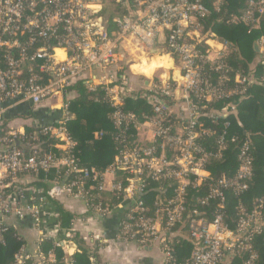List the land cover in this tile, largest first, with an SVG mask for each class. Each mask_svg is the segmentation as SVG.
Listing matches in <instances>:
<instances>
[{"label":"built area","instance_id":"1","mask_svg":"<svg viewBox=\"0 0 264 264\" xmlns=\"http://www.w3.org/2000/svg\"><path fill=\"white\" fill-rule=\"evenodd\" d=\"M225 3L0 0V215L29 218L38 234L36 253L21 249L14 264L53 261L51 251L43 254L38 247L49 238L62 249L64 263L72 264L64 252L70 238H59L54 222L58 214L23 209L12 199L23 175L50 170L57 174V193L82 203L88 214L106 218L122 211L117 238L157 246L162 264H232L241 254L247 258L240 264H257L252 239L264 234V203L250 211L239 204L234 227L226 205L227 195L245 193L252 178L251 140L230 129L234 98H243L253 84L264 85V34L254 43L258 60L246 73L235 70L229 62L234 45L208 23ZM106 6L113 7L110 21L103 14ZM263 21L264 0H246L225 23L251 31ZM154 49L165 52L155 55ZM124 57L144 78L140 88L130 78L135 76L130 67L127 74L121 66ZM157 58L162 63L145 73L143 66L152 67ZM257 64L263 71H256ZM76 84L100 87L111 108L118 149L103 170L81 166L75 158L76 142L66 122ZM50 100L60 101V116L40 124L29 113ZM129 103L148 110L132 111ZM26 129L33 130L31 143L23 139ZM41 135L53 139V151L40 152ZM102 135L95 132L94 138ZM27 148L29 155L23 153ZM233 148L234 173L212 175L207 166L226 161ZM5 224L0 222V241ZM183 241L192 250L181 260L175 247Z\"/></svg>","mask_w":264,"mask_h":264},{"label":"trees","instance_id":"2","mask_svg":"<svg viewBox=\"0 0 264 264\" xmlns=\"http://www.w3.org/2000/svg\"><path fill=\"white\" fill-rule=\"evenodd\" d=\"M246 6V0H227L222 11L213 13L209 20V26L221 38L229 40L234 45V52L229 56V62L235 70L247 72L250 64L258 60V53L253 49L255 41L264 34V21L258 30L249 31L242 24H226L225 21L230 14L240 13ZM108 6L103 9V14L110 21L112 17ZM125 13V11H119ZM219 20V21H218ZM256 71H263L260 64H257ZM74 98L69 102L71 119L66 122V127L73 140L76 142L74 154L76 161L81 166H94L100 170L109 166L118 149V144L114 141L115 130L110 122L111 108L103 99L104 94L100 87L95 90L76 84L73 87ZM236 104V117L231 118L230 132L240 137L247 136L252 143L253 172L249 183V189L238 197L227 195V218L231 227H234L238 218L237 208L239 204L250 211L260 202L264 203V85L253 84L248 87L243 98H234ZM222 105V103L220 104ZM219 106V105H218ZM128 109L135 112H145L148 109L141 104L129 103ZM47 123V122H46ZM45 123V124H46ZM33 130L26 129L24 141L31 143L29 139ZM102 133L99 138H94V133ZM39 149L41 153L53 151V139L48 136H39ZM25 155H29V149L23 150ZM214 176L221 174L232 175L237 168L235 149L227 153L226 161H212L207 166ZM24 177H33L46 192L49 184L55 181L59 183L55 171L28 173ZM19 178H22L21 176ZM14 180V179H13ZM11 181V180H9ZM50 182V183H49ZM6 191V195L10 193ZM57 209L58 236H67L76 246V253L72 256V264H100L93 248H89L86 241L77 231L72 230L73 215L57 201H53ZM52 225V224H51ZM2 240L0 241V264H14L15 256L23 247L24 241L12 226H4ZM52 238L44 239L39 244V251L43 254L52 252L53 261H45L43 264H65L62 249L54 246ZM252 247L257 253V264H264V234L254 235ZM192 247L183 241L175 247L176 255L179 259L188 258ZM247 258L246 254L236 256L232 264H240ZM21 264H33L32 259L23 260Z\"/></svg>","mask_w":264,"mask_h":264},{"label":"crops","instance_id":"3","mask_svg":"<svg viewBox=\"0 0 264 264\" xmlns=\"http://www.w3.org/2000/svg\"><path fill=\"white\" fill-rule=\"evenodd\" d=\"M159 55V54H155ZM161 59L157 62H152L155 66L161 64ZM123 69L127 74H130L135 66L122 63ZM130 67V70L128 68ZM144 67V66H143ZM153 67H144V72ZM151 70H149L150 72ZM133 72V71H132ZM92 77L96 75V71L92 72ZM135 76H130L135 83V88H140V81L144 80L142 76H138V72H133ZM75 91L73 89L70 94L69 102L74 98ZM51 104H56L51 108ZM50 106V107H49ZM60 101L50 100L42 104L34 113H29L40 124L50 123L60 116ZM28 112V109H25ZM24 111V112H25ZM55 111V112H54ZM17 112V111H14ZM13 113V112H12ZM50 183V182H49ZM55 184H49L47 188L50 191L39 185L33 177H23L19 185H17L16 194L12 199L18 203L20 208L35 207L47 214H57V209L53 201L61 204L66 210L73 215L72 230L77 231L79 235L86 241L89 248H93L97 256V261L100 264H162V254L157 246L140 247L133 242H123L117 238L118 224L122 217V211H114L106 218H98L87 213L82 203L71 199L66 194H59L55 189ZM54 219V218H53ZM7 223L16 229L17 233L24 241L22 249L24 252L34 255L37 250L38 234L29 218L18 220L14 217L4 220L0 215V222ZM57 220H55L56 222ZM66 258H69L76 253V246L70 240L65 249Z\"/></svg>","mask_w":264,"mask_h":264},{"label":"rangeland","instance_id":"4","mask_svg":"<svg viewBox=\"0 0 264 264\" xmlns=\"http://www.w3.org/2000/svg\"><path fill=\"white\" fill-rule=\"evenodd\" d=\"M108 9H109V12H111V9H113V7L108 6ZM109 12H107L106 14L109 15V14H110ZM127 60H128V59L124 57V58L122 59V63L126 65ZM153 60H154L155 62H157V61H159L160 59L157 58V59H153ZM152 62H153V61H152ZM250 67H252V64H250ZM55 105H56V104H51L50 106H51V108H53ZM50 106H49V107H50Z\"/></svg>","mask_w":264,"mask_h":264},{"label":"water","instance_id":"5","mask_svg":"<svg viewBox=\"0 0 264 264\" xmlns=\"http://www.w3.org/2000/svg\"><path fill=\"white\" fill-rule=\"evenodd\" d=\"M253 49H254V51L257 53L258 52V49H257V45L256 44H254L253 45ZM165 51L164 50H162V49H154L151 53L152 54H161V53H164Z\"/></svg>","mask_w":264,"mask_h":264},{"label":"bare ground","instance_id":"6","mask_svg":"<svg viewBox=\"0 0 264 264\" xmlns=\"http://www.w3.org/2000/svg\"><path fill=\"white\" fill-rule=\"evenodd\" d=\"M144 67H145V65H144ZM147 67V66H146ZM152 67H156L154 64H152ZM153 69V68H152Z\"/></svg>","mask_w":264,"mask_h":264}]
</instances>
